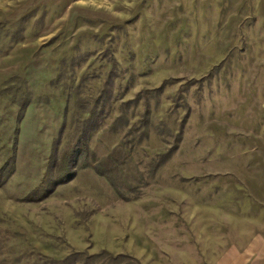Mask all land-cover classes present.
<instances>
[{
  "label": "rangeland",
  "instance_id": "obj_1",
  "mask_svg": "<svg viewBox=\"0 0 264 264\" xmlns=\"http://www.w3.org/2000/svg\"><path fill=\"white\" fill-rule=\"evenodd\" d=\"M81 136L121 193L84 167L21 201ZM10 158L0 264L264 248V0H0V183Z\"/></svg>",
  "mask_w": 264,
  "mask_h": 264
},
{
  "label": "trees",
  "instance_id": "obj_2",
  "mask_svg": "<svg viewBox=\"0 0 264 264\" xmlns=\"http://www.w3.org/2000/svg\"><path fill=\"white\" fill-rule=\"evenodd\" d=\"M25 105L24 104H20V109L24 110ZM87 120V119H86ZM84 137H79V140H81V143H77L75 141L74 144L72 143H65L64 147H63V152H62V159L58 162H56L58 165V167L56 166L55 169H57L56 171V176L53 178L51 177L50 174L48 176V173L50 172V170L52 169V166L50 165L47 173L43 176L42 178V183L48 184L49 182V186H44L42 188H37L34 191L30 192L27 197L25 196L23 199H21V201H37V200H41L45 197H47L51 191L53 190V187L60 184V183H64L65 181L71 179V177H73L75 175V172L77 170V168H84V167H92L95 169V171L103 176L106 177V179H108V181L110 182V184L113 186V189H115V191H117L118 193H121V191L119 190V181L116 177V175L119 176V174H116V166H112V157L117 154L118 152H120L118 149H114L112 150V152L107 155L106 158L104 159H100L97 162H93V164H89L87 162L81 161V160H77L75 159L76 155L80 152H87L89 149H87V147L85 146V141L83 140ZM81 145V146H80ZM12 159L10 158L9 160H7L6 164L4 165L6 170L4 171V173L1 175V179L3 180V182L0 183V185L4 182H7V178L10 174L13 173L14 171V166L12 165ZM114 173V174H113ZM41 183V184H42ZM46 189V190H45ZM34 196L33 198L31 196ZM10 231V230H9ZM5 231L4 233L7 234H12V231ZM104 252V251H103ZM101 253H96V254H92V255H88L89 259H94L96 258L97 255H101ZM73 255H76L73 254Z\"/></svg>",
  "mask_w": 264,
  "mask_h": 264
},
{
  "label": "crops",
  "instance_id": "obj_3",
  "mask_svg": "<svg viewBox=\"0 0 264 264\" xmlns=\"http://www.w3.org/2000/svg\"><path fill=\"white\" fill-rule=\"evenodd\" d=\"M222 264H264V248L252 253L224 254Z\"/></svg>",
  "mask_w": 264,
  "mask_h": 264
}]
</instances>
